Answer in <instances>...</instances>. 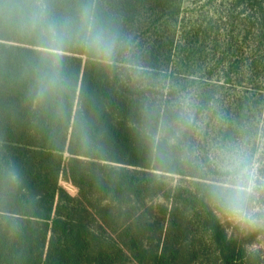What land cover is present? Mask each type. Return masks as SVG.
Returning a JSON list of instances; mask_svg holds the SVG:
<instances>
[{
	"label": "trees",
	"instance_id": "trees-1",
	"mask_svg": "<svg viewBox=\"0 0 264 264\" xmlns=\"http://www.w3.org/2000/svg\"><path fill=\"white\" fill-rule=\"evenodd\" d=\"M177 5L178 0H110L133 41L131 60L121 57L106 66L83 50L66 52L73 80L69 107L82 106L103 130L100 151L82 147L70 119L58 121L24 103L12 78L14 65L6 61L0 72V164L13 167L19 180L0 172V264H43L66 154L75 170L66 176L81 198L63 199L104 209L117 238L56 233L60 241L156 264H250L238 229L207 195L203 165L222 142L246 138L257 149L259 127L230 114L211 127L195 111L199 101L191 99L193 123L166 160L140 135L145 106L158 105L167 115L169 105L182 98L180 85L167 81L183 47L165 32L167 19L177 25ZM0 48L22 55L31 45L5 36ZM241 101L237 110H246L248 103L241 109ZM169 175L178 176L176 184Z\"/></svg>",
	"mask_w": 264,
	"mask_h": 264
},
{
	"label": "clouds",
	"instance_id": "clouds-1",
	"mask_svg": "<svg viewBox=\"0 0 264 264\" xmlns=\"http://www.w3.org/2000/svg\"><path fill=\"white\" fill-rule=\"evenodd\" d=\"M5 36L31 45L22 55L0 48V72L11 59L12 78L24 103L58 121L70 119L82 147L100 151L103 130L82 106L69 107L73 80L66 52L83 50L106 66L117 65L121 57L131 60L133 41L110 0H0V37ZM141 71L137 69V75ZM190 104L187 98H178L167 115L158 105L145 106L140 135L161 160L192 125ZM203 169L209 176L207 195L225 220L243 227L264 226V133L255 150L246 138L214 146ZM0 172L19 180L10 165L0 164Z\"/></svg>",
	"mask_w": 264,
	"mask_h": 264
},
{
	"label": "rangeland",
	"instance_id": "rangeland-1",
	"mask_svg": "<svg viewBox=\"0 0 264 264\" xmlns=\"http://www.w3.org/2000/svg\"><path fill=\"white\" fill-rule=\"evenodd\" d=\"M178 3L177 25L167 19L165 32L183 47L177 52L167 81L180 85L183 92L179 97L199 101L195 111L204 113L211 127L220 117L230 114L232 118H242L247 127H259L260 136L264 133V0H178ZM202 101H207L206 107ZM239 101L241 109L246 103L248 108L237 110ZM71 167L66 154L63 174L72 172ZM169 176L176 184L178 176ZM62 185H67L64 179ZM71 190L73 194L76 192ZM231 225L245 242L250 264H264V226Z\"/></svg>",
	"mask_w": 264,
	"mask_h": 264
},
{
	"label": "crops",
	"instance_id": "crops-1",
	"mask_svg": "<svg viewBox=\"0 0 264 264\" xmlns=\"http://www.w3.org/2000/svg\"><path fill=\"white\" fill-rule=\"evenodd\" d=\"M62 175L43 264H148L151 260L87 249L56 238V233L63 232L112 240L117 238L110 214L104 209L63 199V194L80 199L81 191L65 173ZM62 179L67 183L66 187L62 185ZM71 189L76 192L71 193Z\"/></svg>",
	"mask_w": 264,
	"mask_h": 264
}]
</instances>
